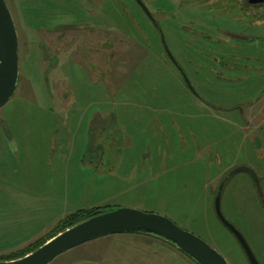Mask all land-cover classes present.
I'll return each mask as SVG.
<instances>
[{
    "label": "rangeland",
    "instance_id": "obj_1",
    "mask_svg": "<svg viewBox=\"0 0 264 264\" xmlns=\"http://www.w3.org/2000/svg\"><path fill=\"white\" fill-rule=\"evenodd\" d=\"M144 1L151 12L166 9ZM4 2L17 33L19 75L0 109V257L78 210L106 208L165 217L227 264H249L213 208L228 178L221 213L264 264V206L247 173L229 176L252 170L264 199V21L253 14L231 21L229 11L208 22L200 16L206 26L245 35L231 42L234 66L181 67L192 92L134 0ZM176 22L160 24L163 41L176 59L193 58L173 50V43L190 41L195 50L200 42ZM49 264L193 263L159 239L118 234Z\"/></svg>",
    "mask_w": 264,
    "mask_h": 264
},
{
    "label": "water",
    "instance_id": "obj_2",
    "mask_svg": "<svg viewBox=\"0 0 264 264\" xmlns=\"http://www.w3.org/2000/svg\"><path fill=\"white\" fill-rule=\"evenodd\" d=\"M136 1L144 12L149 14L141 1ZM256 3H264V0H257ZM18 75L17 33L4 0H0V109L13 97L17 87ZM182 76L186 86L194 92L183 72ZM239 172L254 176L253 172L246 167L234 170L229 176ZM227 179L222 180L214 197L215 215L218 221L236 239L248 263L259 264L243 236L221 213V193ZM118 234L159 239L177 249L195 264H227L220 254L201 239L180 229L167 218L129 209H116L99 214L58 234L34 252L17 260L0 261V264H49L56 257L84 243Z\"/></svg>",
    "mask_w": 264,
    "mask_h": 264
},
{
    "label": "flooded vegetation",
    "instance_id": "obj_3",
    "mask_svg": "<svg viewBox=\"0 0 264 264\" xmlns=\"http://www.w3.org/2000/svg\"><path fill=\"white\" fill-rule=\"evenodd\" d=\"M140 1L145 6L149 14L144 12L143 8L138 4L136 0H134V2L139 6L143 14L147 16L146 18L149 19L155 31L158 33L160 45L164 49L168 62L171 63L172 66L174 64L178 67V74L180 75L182 80V72L183 74L185 72L183 71V69H181V67L185 64L190 66H204L206 62V64L213 63L215 65H228L229 67L234 66L232 65V63L235 64L234 61L237 60V55H235L234 52H236V50H234L233 47H235L234 43L236 42H231H233V40L240 41L244 39V31L241 30L239 32H234L224 30L219 27L215 28L214 25L206 26V24L201 20L200 16L202 17V15H205V18L208 19H205V21L208 22L209 20L211 21L213 18L217 17L221 12L227 13V11H229V14L231 15V21L232 19L238 21L241 18H249L253 15L259 18L258 21H264V3L258 4L256 3L257 0H160V2L166 3L164 4V6H166V9L154 10L153 8L152 12L147 8L148 5L144 0V2L142 0ZM148 1L153 3L155 0ZM179 8V12L181 11L185 15L184 21L181 20L178 15ZM172 9H174L175 13H177V17L175 16V13L171 12ZM177 20L179 23H182H177ZM164 22H166V24H168V26L171 28V25L176 22V25L180 26V29L189 33L188 35H190L191 39L195 38L200 41L198 44L195 45V50L190 49V41L186 45H183L185 43H180L179 47L176 46L177 44H172L174 45L173 50L175 51L179 52L187 50V52H193L190 53L191 56L195 55L193 56V58L187 57L182 54L181 58L179 59H176V57L172 56L170 49H168L169 45L167 43H164L163 37L161 36L160 24ZM196 27L198 28L196 29ZM220 35H222L226 40L219 39ZM214 49L219 50V52H221L219 53V56H216L215 53L209 54V52L214 51ZM202 51L207 52L202 54ZM253 174L255 177L251 176L250 174L247 175L252 178L256 193L262 201L261 204L264 206V199L260 191V185L262 180L260 177L257 178L254 172Z\"/></svg>",
    "mask_w": 264,
    "mask_h": 264
},
{
    "label": "trees",
    "instance_id": "obj_4",
    "mask_svg": "<svg viewBox=\"0 0 264 264\" xmlns=\"http://www.w3.org/2000/svg\"><path fill=\"white\" fill-rule=\"evenodd\" d=\"M109 211H111V210H108L106 208H92L90 210H78L75 213L68 215L61 222H59L57 224V226H55L50 232L45 233L39 239L34 240L33 243L29 244L24 249H22L16 253H12L8 256L0 257V261H12V260H17L19 258H22V257L34 252L39 247L44 245L47 241L51 240L52 238H54L58 234L64 232L65 230H67V229H69V228H71V227H73L79 223H82V222H84V221H86L92 217H95L99 214H103V213H106ZM144 237H147V236H144ZM182 255H184V254H182ZM187 259L190 260L189 258H187ZM191 263L195 264L193 261H191Z\"/></svg>",
    "mask_w": 264,
    "mask_h": 264
},
{
    "label": "crops",
    "instance_id": "obj_5",
    "mask_svg": "<svg viewBox=\"0 0 264 264\" xmlns=\"http://www.w3.org/2000/svg\"><path fill=\"white\" fill-rule=\"evenodd\" d=\"M28 223H24V224H20L18 227H23V228H26V227H28V225H27Z\"/></svg>",
    "mask_w": 264,
    "mask_h": 264
}]
</instances>
